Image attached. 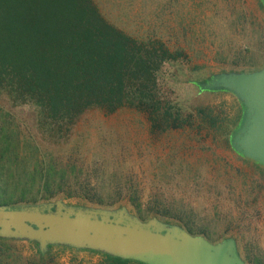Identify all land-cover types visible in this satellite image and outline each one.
<instances>
[{"label":"trees","instance_id":"trees-1","mask_svg":"<svg viewBox=\"0 0 264 264\" xmlns=\"http://www.w3.org/2000/svg\"><path fill=\"white\" fill-rule=\"evenodd\" d=\"M252 2L264 22L263 4ZM231 6L246 24L251 11L244 1L232 0ZM189 27L172 42L155 31L126 32L95 0H0V102H6L0 105V205L57 198L127 204L141 219L157 217L209 236L211 230L196 223V199L187 195L207 183L203 168L195 166L205 153H216L206 138L249 169L252 182L243 184L255 205L264 170L229 145L240 105L231 98L229 113L225 102L183 103L173 87L182 77L194 87L185 69L199 68ZM200 37L194 41L205 44ZM234 51L221 60L257 66L239 62L242 50ZM193 94L199 102L214 93ZM16 108L28 114L12 113ZM119 113L142 115L159 148L152 151L144 141L134 146L130 135L104 130L101 122ZM9 243L0 238V264H19L21 250ZM13 244L25 245L33 264L54 250L74 252L51 246L42 255L34 242ZM85 251L99 257L97 264H142Z\"/></svg>","mask_w":264,"mask_h":264},{"label":"rangeland","instance_id":"rangeland-1","mask_svg":"<svg viewBox=\"0 0 264 264\" xmlns=\"http://www.w3.org/2000/svg\"><path fill=\"white\" fill-rule=\"evenodd\" d=\"M95 1L102 13L110 21L132 35L144 36L146 34H153V31H155L159 36L173 42L179 38H183L184 29L190 26L185 31L191 34L189 35L192 37L191 40L189 39L192 41L191 49L198 51V58L192 61L199 65V68L194 71L190 70V68H185L190 80L202 81L210 75L219 72L252 71L264 65V22L261 13L254 8L253 0H243L251 11L246 24L243 21V15L240 12L232 10V0ZM200 35H203L200 38H204L205 44L197 40L194 41V37ZM236 49L242 50L243 53L242 59H238L239 62L245 64L253 62L257 66L252 69H248L247 67L242 68L241 66L232 65L230 60L228 62L221 60L226 59L224 58L226 52L230 50L232 54ZM218 52L222 54L217 56L216 53ZM191 66H194V64L191 63ZM190 84L189 80H185L183 77L180 78L178 83L173 84L181 102H192L195 104L212 103L216 107L225 102V109L231 113L229 110L231 108L230 100L234 98L237 101L233 94L226 93L223 95L221 91L212 92L214 94L203 99L201 98V101L199 100L198 102L193 94L198 89V86L194 84V87L191 89ZM1 103L6 106V102H0V105ZM20 112L18 108L12 111V113ZM21 113L22 115L28 114L25 112ZM101 119L105 120L103 117ZM101 123L104 130L116 131L124 138L129 135L133 137L132 143H134V146L144 141L151 147L152 151L153 148L154 151L159 148L157 140L148 132L142 115L137 113H119ZM87 129H90V132L94 133L93 139L95 140L94 126L88 125ZM209 141L210 138H206L205 142L216 153L214 155L212 153H205L202 156L203 160L195 165L203 168V179L207 183L201 185L202 188L195 195L191 193L187 195L196 199L195 207L198 213L196 223L208 227L211 230V234L209 236L196 235H201L212 243L233 237L236 242L237 252L245 264H255L256 259L261 264H264V184L260 183L259 199L253 205L252 202L254 200L252 197L249 199L248 190L250 188L243 184L244 180L249 183L252 182L249 169L223 151L222 148L217 147L215 143ZM167 147L168 145H166ZM63 200L66 203L108 209L119 207H104L74 200ZM123 205H126L129 211L132 212L127 204ZM132 213L141 219L135 212ZM182 228L185 229L184 227ZM5 240L21 250V255L18 258L19 264H33L34 260L30 258L28 248L25 245L13 244L20 241L24 243L29 241ZM73 250L74 252L72 253L54 250L40 264L98 263L99 257L88 253L85 251L86 249Z\"/></svg>","mask_w":264,"mask_h":264},{"label":"water","instance_id":"water-1","mask_svg":"<svg viewBox=\"0 0 264 264\" xmlns=\"http://www.w3.org/2000/svg\"><path fill=\"white\" fill-rule=\"evenodd\" d=\"M191 82L199 92L235 96L241 116L230 132L229 145L264 170V65ZM0 238L34 242L42 255L51 246H65L142 264H245L233 237L212 243L157 217L141 220L126 205L108 209L66 203L62 198L0 205Z\"/></svg>","mask_w":264,"mask_h":264}]
</instances>
